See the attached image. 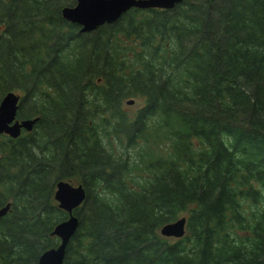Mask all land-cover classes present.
I'll return each instance as SVG.
<instances>
[{
  "label": "trees",
  "instance_id": "obj_1",
  "mask_svg": "<svg viewBox=\"0 0 264 264\" xmlns=\"http://www.w3.org/2000/svg\"><path fill=\"white\" fill-rule=\"evenodd\" d=\"M76 0H0V264H35L82 183L62 264H264V0L131 7L90 31ZM141 100L128 111L126 99ZM186 216L181 237L159 232Z\"/></svg>",
  "mask_w": 264,
  "mask_h": 264
},
{
  "label": "water",
  "instance_id": "obj_2",
  "mask_svg": "<svg viewBox=\"0 0 264 264\" xmlns=\"http://www.w3.org/2000/svg\"><path fill=\"white\" fill-rule=\"evenodd\" d=\"M180 0H76L73 5L61 7V15L80 25V31H90L107 22L115 21L130 7H160L171 8ZM20 95L15 91H7L0 101V133L6 132L17 136L21 127L31 129L38 116L18 119L16 110ZM127 103L133 102L128 99ZM86 193L81 183L72 184L65 179L56 182L54 197L61 208L68 212V217L54 225L52 233L57 235L59 243L41 252L35 264H62L66 245L75 233L79 219L73 209L85 199ZM10 207V202L0 207V216L5 214ZM186 216L181 215L172 221L160 226V233L165 236L180 237L185 233Z\"/></svg>",
  "mask_w": 264,
  "mask_h": 264
},
{
  "label": "rangeland",
  "instance_id": "obj_3",
  "mask_svg": "<svg viewBox=\"0 0 264 264\" xmlns=\"http://www.w3.org/2000/svg\"><path fill=\"white\" fill-rule=\"evenodd\" d=\"M127 104V103H126ZM141 104V100L137 99H133V102H131V104H127L128 105V111H133V109H135L136 107H138V105ZM76 183V182H75Z\"/></svg>",
  "mask_w": 264,
  "mask_h": 264
}]
</instances>
